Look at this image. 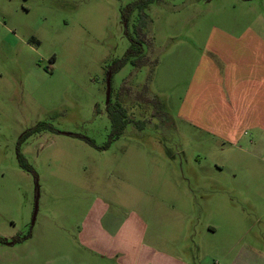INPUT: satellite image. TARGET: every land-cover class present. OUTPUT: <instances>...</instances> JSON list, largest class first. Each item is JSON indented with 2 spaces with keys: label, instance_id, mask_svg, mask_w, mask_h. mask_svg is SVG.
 <instances>
[{
  "label": "rangeland",
  "instance_id": "1",
  "mask_svg": "<svg viewBox=\"0 0 264 264\" xmlns=\"http://www.w3.org/2000/svg\"><path fill=\"white\" fill-rule=\"evenodd\" d=\"M134 1L0 0V264H104L79 237L98 199L118 219L163 203L165 250L185 264H236L264 230L254 214L264 182L248 185L247 157L175 115L207 34L264 23V0L150 4L143 49L155 64L110 76L109 101L131 123L100 150L82 138L108 142L107 70L129 47L120 11Z\"/></svg>",
  "mask_w": 264,
  "mask_h": 264
},
{
  "label": "crops",
  "instance_id": "2",
  "mask_svg": "<svg viewBox=\"0 0 264 264\" xmlns=\"http://www.w3.org/2000/svg\"><path fill=\"white\" fill-rule=\"evenodd\" d=\"M232 30L236 32L216 28L207 34L175 115L196 134L246 156L256 180L248 185L256 187L264 182V23ZM258 200L261 206L254 214L264 225L262 193ZM160 204L148 209L146 218L131 210L118 219L110 215V204L98 199L79 230L81 246L104 264H185L181 255L165 250L173 241L158 229L156 220L165 209ZM208 232L214 234L215 228ZM241 249L236 264H264V230L254 234L251 252L244 245Z\"/></svg>",
  "mask_w": 264,
  "mask_h": 264
},
{
  "label": "trees",
  "instance_id": "3",
  "mask_svg": "<svg viewBox=\"0 0 264 264\" xmlns=\"http://www.w3.org/2000/svg\"><path fill=\"white\" fill-rule=\"evenodd\" d=\"M160 0H135L127 7L122 8L120 11L121 23L124 28V34L129 41V47L126 53L120 59L115 60L111 66L108 67L107 73L112 76L116 72H118L121 68L125 65L130 64L136 69H139L146 65H154L155 62L149 60V58L144 54V45H147V39L144 33V29L151 23V19L146 13V8ZM136 14V21L134 24L130 25V19L133 14ZM144 91L147 90V87L144 86L142 88ZM144 103L148 104L151 103L149 98H143ZM156 103V102H155ZM105 111L110 122V135L108 142L101 147H97L93 140L83 137L89 145L96 147L100 150H105L109 147L110 143L116 139H118L121 134L123 133L127 124H130L131 121L127 118V114L123 106L119 102L112 103L109 101L105 106ZM154 113V112H152ZM155 115L156 112L154 113ZM137 126H140L141 122L136 121L134 122ZM42 125H37L28 132H26L22 137L21 140L24 139L27 135L39 130ZM19 165L22 169L29 172L30 168L25 162V159L20 155L17 154ZM19 239H12L11 242L14 243ZM8 241L7 239L0 238V244H6Z\"/></svg>",
  "mask_w": 264,
  "mask_h": 264
},
{
  "label": "water",
  "instance_id": "4",
  "mask_svg": "<svg viewBox=\"0 0 264 264\" xmlns=\"http://www.w3.org/2000/svg\"><path fill=\"white\" fill-rule=\"evenodd\" d=\"M105 87H106V100H105V104H107L109 102V95H110V74L109 73H108V75L106 77ZM35 211H36V207L34 209V215H35ZM34 215H33L32 222L34 220Z\"/></svg>",
  "mask_w": 264,
  "mask_h": 264
}]
</instances>
